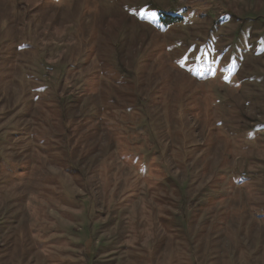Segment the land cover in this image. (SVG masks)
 <instances>
[{"label":"rangeland","instance_id":"1","mask_svg":"<svg viewBox=\"0 0 264 264\" xmlns=\"http://www.w3.org/2000/svg\"><path fill=\"white\" fill-rule=\"evenodd\" d=\"M0 264H264V0H0Z\"/></svg>","mask_w":264,"mask_h":264},{"label":"snow or ice","instance_id":"2","mask_svg":"<svg viewBox=\"0 0 264 264\" xmlns=\"http://www.w3.org/2000/svg\"><path fill=\"white\" fill-rule=\"evenodd\" d=\"M153 15H155V14L153 13Z\"/></svg>","mask_w":264,"mask_h":264}]
</instances>
